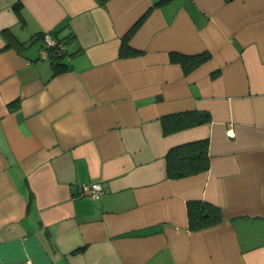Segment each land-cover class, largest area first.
Here are the masks:
<instances>
[{"label":"crops","instance_id":"obj_1","mask_svg":"<svg viewBox=\"0 0 264 264\" xmlns=\"http://www.w3.org/2000/svg\"><path fill=\"white\" fill-rule=\"evenodd\" d=\"M192 110L210 121L163 135ZM199 139L208 169L167 177ZM195 201L221 221L191 229ZM0 264H264V0H0Z\"/></svg>","mask_w":264,"mask_h":264},{"label":"trees","instance_id":"obj_2","mask_svg":"<svg viewBox=\"0 0 264 264\" xmlns=\"http://www.w3.org/2000/svg\"><path fill=\"white\" fill-rule=\"evenodd\" d=\"M20 3L17 2L13 8L18 11ZM136 25V24H135ZM133 26L122 38L119 55L137 54L139 51L128 46L130 32L136 27ZM56 37L54 31H50ZM7 39L5 46L20 47L22 42L16 39L10 29L1 31ZM39 36V35H38ZM42 34L39 36L41 37ZM66 42L65 39L59 38ZM55 71L62 69L63 63L60 61L63 55H52ZM209 57V53H200L195 55H180L179 61L184 71H189ZM210 121V114L206 111L192 110L174 114H168L160 118V124L163 135H168L176 131L196 126ZM166 175L169 178L177 179L205 171L209 167L208 139H199L182 143L169 148L165 154ZM187 214L189 227L193 230L202 229L221 221V210L219 207L207 202H189L187 204Z\"/></svg>","mask_w":264,"mask_h":264},{"label":"built area","instance_id":"obj_3","mask_svg":"<svg viewBox=\"0 0 264 264\" xmlns=\"http://www.w3.org/2000/svg\"><path fill=\"white\" fill-rule=\"evenodd\" d=\"M43 48L41 54L45 57L51 55L66 54V44L63 40L54 37L50 31H46L42 35ZM104 189L100 181L83 182L77 186L75 195L78 197H87L91 199H99L103 194Z\"/></svg>","mask_w":264,"mask_h":264}]
</instances>
